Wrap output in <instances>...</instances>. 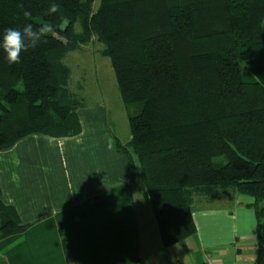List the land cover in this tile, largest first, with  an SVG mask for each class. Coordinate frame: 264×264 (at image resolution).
Listing matches in <instances>:
<instances>
[{
    "label": "trees",
    "instance_id": "16d2710c",
    "mask_svg": "<svg viewBox=\"0 0 264 264\" xmlns=\"http://www.w3.org/2000/svg\"><path fill=\"white\" fill-rule=\"evenodd\" d=\"M94 1L0 0V42L7 28L55 25L19 63L0 47V150L32 134L80 133L84 105L63 59L96 38L125 105H140L129 142L116 145L133 175L140 165L163 246L193 235L195 201L222 190L252 197L263 231L264 0H101L96 10ZM52 2L60 11L45 16ZM26 227L0 187V237Z\"/></svg>",
    "mask_w": 264,
    "mask_h": 264
},
{
    "label": "crops",
    "instance_id": "0c3cea01",
    "mask_svg": "<svg viewBox=\"0 0 264 264\" xmlns=\"http://www.w3.org/2000/svg\"><path fill=\"white\" fill-rule=\"evenodd\" d=\"M103 113L85 105L79 134H32L0 150L2 199L27 225L0 237V264H264L253 199L231 190L216 203L197 198L196 232L164 247L145 188L143 203L133 194L140 171L132 174Z\"/></svg>",
    "mask_w": 264,
    "mask_h": 264
},
{
    "label": "rangeland",
    "instance_id": "374dc122",
    "mask_svg": "<svg viewBox=\"0 0 264 264\" xmlns=\"http://www.w3.org/2000/svg\"><path fill=\"white\" fill-rule=\"evenodd\" d=\"M100 2L101 0L94 1V10L99 7ZM76 28L80 30V25L78 24ZM102 48L103 44L93 38L89 43L82 45L79 49L69 51L65 55L63 61L71 70L69 88L84 106L101 107L105 117L102 118L104 124L114 133L117 140L122 144H127L131 137L129 114L137 113L140 105H133L131 108L125 105L110 58L101 54ZM135 167V171L137 169L138 172L140 169L138 162H135ZM144 188L142 176L140 175L132 187L137 203H143L142 193ZM222 192L224 191H220V193ZM225 192L229 191L225 190ZM231 192H234V190H231ZM244 197L250 200L253 199L247 195H244ZM218 201V197L209 200V202L215 203ZM150 208L151 206L149 210H151Z\"/></svg>",
    "mask_w": 264,
    "mask_h": 264
},
{
    "label": "clouds",
    "instance_id": "9594fccd",
    "mask_svg": "<svg viewBox=\"0 0 264 264\" xmlns=\"http://www.w3.org/2000/svg\"><path fill=\"white\" fill-rule=\"evenodd\" d=\"M22 14L25 17L31 16V12L24 8L23 3L19 5ZM60 5L58 3H50L45 12V16H51L59 13ZM55 25L49 21H45L39 26H34L31 22H27L22 28H7L2 34V42L0 47L6 53V59L10 64L20 62V54L26 52L29 48H35L41 43L46 42V37L54 31ZM147 264V262H146Z\"/></svg>",
    "mask_w": 264,
    "mask_h": 264
},
{
    "label": "built area",
    "instance_id": "2783aa9c",
    "mask_svg": "<svg viewBox=\"0 0 264 264\" xmlns=\"http://www.w3.org/2000/svg\"><path fill=\"white\" fill-rule=\"evenodd\" d=\"M204 264H212V258L209 257V258H208V261H207L206 263H204Z\"/></svg>",
    "mask_w": 264,
    "mask_h": 264
}]
</instances>
